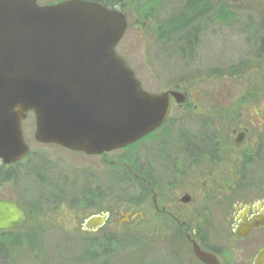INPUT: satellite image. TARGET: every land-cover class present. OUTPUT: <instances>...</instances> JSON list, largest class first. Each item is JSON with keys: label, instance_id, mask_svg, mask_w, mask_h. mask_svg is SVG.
Instances as JSON below:
<instances>
[{"label": "rangeland", "instance_id": "obj_1", "mask_svg": "<svg viewBox=\"0 0 264 264\" xmlns=\"http://www.w3.org/2000/svg\"><path fill=\"white\" fill-rule=\"evenodd\" d=\"M63 1L66 0H39V4ZM103 1L109 3L110 0ZM189 1L118 0L119 3L112 6L121 11L125 6L126 12H123L129 27L117 51L136 72L146 92L161 94L175 88L183 92L187 82L197 80L207 87L221 84L216 89L192 91L194 98L202 94L207 105L201 103L198 109L189 111L178 107L173 110L164 128L168 135L161 146L163 152L173 143H179L177 140L183 133L195 135L203 128L201 122L206 118L203 114L207 116L203 105L211 107L207 99L235 100L239 125L250 121V136L256 140L264 134V127H260V117L264 115V54L260 53L264 43V0H245L238 6L232 5L231 0H220L226 19H220L221 22L206 33L213 37L203 39L199 57L191 61L185 60L176 47L178 38L186 33L183 22H179L181 33L174 34L172 47L166 38L173 33L172 28L166 29L164 37L158 36L157 29L174 15L184 13ZM23 131L32 155L17 170L21 173L19 179L0 180V199L14 201L29 218L24 227L16 230L18 236L22 235L23 243L19 248L0 242L3 245H0V264H166V248L162 242L127 231L130 240L128 237L129 241L125 242L121 234L115 235L110 245L112 250L103 255L100 251L109 247L97 243L110 234L107 229L86 233L81 225L75 228L76 216L83 223L87 215L125 206L137 197L134 178L125 169V166L132 168V161L118 159L123 153L113 155L111 158L117 162L111 161L102 178V166L96 159L60 146L39 144L35 139L33 114L24 122ZM62 178L75 183L70 192L72 200L68 197L57 201V184ZM94 192L99 195L92 202ZM139 243H142L140 248L136 245Z\"/></svg>", "mask_w": 264, "mask_h": 264}, {"label": "water", "instance_id": "obj_2", "mask_svg": "<svg viewBox=\"0 0 264 264\" xmlns=\"http://www.w3.org/2000/svg\"><path fill=\"white\" fill-rule=\"evenodd\" d=\"M243 0H231L239 3ZM127 15L101 3L67 0H0V160L30 153L23 123L35 115V139L88 156L124 149L159 129L179 92L151 94L117 47ZM109 215L91 216L84 231L97 232ZM28 221L16 203L0 200V232ZM196 256L212 264L198 247ZM255 264H264V250Z\"/></svg>", "mask_w": 264, "mask_h": 264}, {"label": "flooded vegetation", "instance_id": "obj_3", "mask_svg": "<svg viewBox=\"0 0 264 264\" xmlns=\"http://www.w3.org/2000/svg\"><path fill=\"white\" fill-rule=\"evenodd\" d=\"M244 1L231 3L238 6ZM184 7L185 12L174 15L169 22L184 23L186 33L178 38L176 47L185 60L191 61L199 57L203 39L213 37L206 33L221 22V2L190 0ZM173 37V33L166 37L171 47L175 44ZM260 53L264 54L263 42ZM198 81L187 82L183 92L179 88L167 91L179 92L185 99L179 104L172 98L169 117L159 129L124 149L87 155L102 166L101 177L104 178L105 169L108 171L111 161H116L112 156L123 153L118 159L133 162L132 168L125 166V169L134 178L137 197L125 206L87 215L85 220L91 216L109 215L106 225L97 232L84 231L85 220L81 223L78 216L75 217V228L81 225L86 233L107 229L111 234H121L126 238L125 242L131 232L156 243L162 242L166 248V264H208L196 256L197 247L209 255L212 264H255L257 256L264 250V134L254 140L250 136V121H242L239 125L235 100L207 99L211 101L208 108L202 94L194 98L192 91L195 89H216L221 85L207 87L206 83ZM142 87L145 90L143 84ZM201 103L207 111L201 122L203 128L195 135L183 133L177 140L180 144L173 143L163 152L161 146L168 135L164 128L171 120L173 110L176 107L187 111L198 109ZM260 123V127H264V115L260 117ZM31 155L30 149L23 161L12 165L0 160V180L19 179L21 173L17 170ZM122 159L118 163L121 164ZM60 180L57 201H65L68 197L72 200L70 192L75 183ZM68 187L69 192L66 191ZM97 194L90 195L92 202L97 200Z\"/></svg>", "mask_w": 264, "mask_h": 264}, {"label": "trees", "instance_id": "obj_4", "mask_svg": "<svg viewBox=\"0 0 264 264\" xmlns=\"http://www.w3.org/2000/svg\"><path fill=\"white\" fill-rule=\"evenodd\" d=\"M85 1H93V2H98L101 3L109 8H113V5H116L118 2V0H110L109 3H105L106 1L103 0H85ZM126 1H130V0H126ZM111 2L115 3L112 4ZM125 6L123 8V11H125ZM226 14L224 13V11L220 12V19L222 21H224L226 19ZM180 26H182L179 22H165L164 24L158 26V36L159 37H164L166 34V29L172 28L173 30V34H177V33H181L180 31ZM16 231H8V232H0V242H2V244L4 243H8L9 247L11 248H19L22 245V235L16 234ZM117 236V235H116ZM116 236L114 234H107L104 236L103 241L102 242H98L97 245L99 244H103L104 246H108L109 249H103L102 254H106L109 253L112 249H110V245L115 241ZM31 237V236H30ZM29 237V240H31ZM0 244V245H2ZM3 246V245H2Z\"/></svg>", "mask_w": 264, "mask_h": 264}]
</instances>
